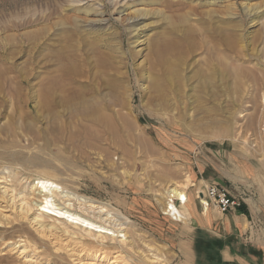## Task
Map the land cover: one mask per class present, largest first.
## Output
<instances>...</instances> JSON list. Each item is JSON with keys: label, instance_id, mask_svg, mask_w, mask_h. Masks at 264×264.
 <instances>
[{"label": "rangeland", "instance_id": "374dc122", "mask_svg": "<svg viewBox=\"0 0 264 264\" xmlns=\"http://www.w3.org/2000/svg\"><path fill=\"white\" fill-rule=\"evenodd\" d=\"M116 2L0 0V151L17 152L22 162L39 157L70 192L107 205L127 225L135 260L148 245L164 264H264V0ZM217 27L229 37L226 48ZM187 29L193 49L183 82L161 99L150 97L151 42L180 40ZM210 50L226 62L224 82L207 70L215 59ZM99 58L108 65L99 66ZM66 59L112 102L106 114L115 133L101 129L102 141L89 148L69 137L77 130L67 127L65 109H56L64 110L57 125L39 95L63 80ZM109 78L117 84L113 93L102 83ZM174 182L194 196L207 185L224 188L246 220L217 211L205 221L168 220L165 190ZM4 252L0 258L19 264Z\"/></svg>", "mask_w": 264, "mask_h": 264}, {"label": "bare ground", "instance_id": "6f19581e", "mask_svg": "<svg viewBox=\"0 0 264 264\" xmlns=\"http://www.w3.org/2000/svg\"><path fill=\"white\" fill-rule=\"evenodd\" d=\"M116 1V4H120V0ZM124 1L131 0H123L121 6ZM139 19L138 16L130 23ZM215 32L220 44L228 47L226 39L229 37L223 29L217 27ZM191 33V30L187 29L180 40L162 36L161 39L157 38L151 42L146 59L148 66L146 89L151 94L150 97L154 95L156 99H161L165 92L177 89L183 82L181 72L188 53L193 49L191 38L186 35ZM208 54L215 59L208 63L207 70L211 76L217 75L224 82L229 71L226 62L219 54L213 55L212 50L208 51ZM67 60H64L66 63L61 71L59 70L62 72L63 80L53 81L55 78L52 77L50 82L54 83L51 82L52 84L45 90L41 89L44 90L39 94L43 101L41 103L44 104L43 107H49L48 111L50 109L52 112H49V115L53 114L54 121L59 118L55 117L62 110L56 109H65L70 118L69 122H66L67 127L70 129L75 125L74 128L77 130L75 134L70 132L69 137L84 140L85 146L95 141L98 143V139L102 141L101 132L107 130V133H115L112 118L106 114L112 102L106 104L107 100H103L105 97L99 93L101 89L99 83L82 82L80 78L84 79L85 75L78 71L80 69L70 59V62ZM106 62L105 59L99 58L98 65L107 66ZM102 83L110 93H113L117 85L113 78ZM59 91L61 96L58 97ZM122 117H119V120L123 122ZM60 123L58 121L57 125ZM127 124L130 123L125 120V125ZM61 139L64 140L63 137ZM0 156V229H3L0 230V248L6 251L2 255L15 256L19 264H131V261L141 264L163 263L160 253L158 254V251L155 253L148 245L145 247L147 254L135 260L131 256L134 252L132 253V242L127 236V225L117 221L118 218H115L107 205L70 192L61 179L56 178L57 172L48 171L51 166L46 161L34 156L22 162L17 152L0 151ZM27 166L36 169L29 171ZM28 173H34L36 177L32 179ZM165 194L167 201L164 211L170 207L181 217L170 200H182L184 201L182 205L188 207L185 204L187 199L183 186L174 182L166 188ZM0 264L10 263L0 258Z\"/></svg>", "mask_w": 264, "mask_h": 264}, {"label": "built area", "instance_id": "2783aa9c", "mask_svg": "<svg viewBox=\"0 0 264 264\" xmlns=\"http://www.w3.org/2000/svg\"><path fill=\"white\" fill-rule=\"evenodd\" d=\"M195 198L203 210L212 207L220 214H226L228 211L240 206V202L232 197L227 190L214 185H207L204 186L203 189L196 191ZM170 203L175 205L178 210V206L182 205L184 201L172 199ZM164 214L173 221L179 222L183 219L181 213L180 217L176 212L172 211L170 207H168V210L166 209L164 211Z\"/></svg>", "mask_w": 264, "mask_h": 264}, {"label": "crops", "instance_id": "0c3cea01", "mask_svg": "<svg viewBox=\"0 0 264 264\" xmlns=\"http://www.w3.org/2000/svg\"><path fill=\"white\" fill-rule=\"evenodd\" d=\"M196 188V184L195 183H193V185L191 186V188ZM189 189H190V187H189ZM188 190V189H187ZM186 190V199L188 198V200H186V202H185V204L186 205H188L189 206V213L188 214H185L184 213V205H180V206H178V210H179V212L181 213V215L183 216V219H184V216H185V218H189L190 220H194V219H197V217H199V218H202L204 221L206 220V216L210 213V212H213V211H216L214 208H212V207H209L207 210H203L202 208H201V206H200V208L203 210V212H201V210H200V214L197 212V208H198V205H197V200H196V198H195V196H194V190H192L191 192H189L188 193V191ZM199 204V203H198ZM200 205V204H199ZM241 209H242V205L240 204V206L239 207H236V208H234V209H232V210H230V211H228L226 214H221L222 216H226V215H230L231 213H236V215L239 217V219L240 220H246V215L245 214H243V212L241 211ZM200 216H199V215ZM163 215L166 217V218H168L164 213H163ZM182 219V220H183ZM168 220H170V221H172V222H174V223H179V222H177V221H173V220H171L170 218H168Z\"/></svg>", "mask_w": 264, "mask_h": 264}]
</instances>
